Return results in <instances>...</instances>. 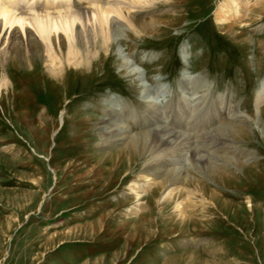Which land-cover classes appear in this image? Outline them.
I'll use <instances>...</instances> for the list:
<instances>
[{
    "label": "rangeland",
    "instance_id": "1",
    "mask_svg": "<svg viewBox=\"0 0 264 264\" xmlns=\"http://www.w3.org/2000/svg\"><path fill=\"white\" fill-rule=\"evenodd\" d=\"M224 2L131 11L157 20L156 31L134 35L117 20L123 33L87 69L68 66L55 77L21 55L0 66V79L6 72L10 80L0 90V264H264V102L255 106L264 93V0L259 18L219 29L213 17ZM119 51L160 88L158 115ZM115 105L127 129L121 145L99 131ZM154 118L189 148L155 154L146 136ZM135 138L144 150L136 143L124 154ZM185 150L203 154L199 166ZM146 174L161 185L136 199L129 187ZM173 183L197 191L163 199Z\"/></svg>",
    "mask_w": 264,
    "mask_h": 264
},
{
    "label": "bare ground",
    "instance_id": "2",
    "mask_svg": "<svg viewBox=\"0 0 264 264\" xmlns=\"http://www.w3.org/2000/svg\"><path fill=\"white\" fill-rule=\"evenodd\" d=\"M82 1L88 2L90 8L88 7L87 9L78 10L74 9L76 6L74 4L75 0H6L5 2L0 0V47H4L2 53L0 54V66L3 67L9 62L13 63V56L17 55L20 57L21 55V57H23L28 62V66H32L34 60L36 62L38 59L39 61L41 60L46 70L49 71L50 75H54L55 77L61 76L63 73L62 71L68 66L76 69H87L91 64V61L94 58L96 59L98 50L104 51L106 53L111 44L110 41L114 40L115 34H118L119 36L121 35V32L123 33V31L117 27L119 26L116 23L117 20H123L128 25L130 32H132L134 35H142V33L146 34L150 30L156 31L157 25H155V22L157 20L154 21L151 18L150 22H145L144 20L141 21L133 17L135 14H140V16H143L141 13L147 14V10L153 8L154 5H159V3L170 4V1L172 0H96V2L93 3H91L93 0H78V2ZM227 1L228 3L224 2L218 8L213 17L214 24L219 29L226 28V25L232 26V24H240L239 27L247 25L249 20L252 21L253 16L259 13L255 12V10L258 9V6L261 5L263 0ZM38 3H41L40 9L43 10L39 11L32 7L33 5L36 6ZM20 4L23 6H28V8L25 9L26 7L23 8L22 6H19ZM131 11L135 12H133L134 16H131ZM254 18L257 19L259 16H255ZM92 50H94V52ZM21 51L22 54H20ZM118 53L122 58L126 75L136 79L138 86L141 89V94H143L145 103H151L149 106L150 114L158 115L160 111L156 113V106L152 102H154L156 97L161 93L160 88L158 86L153 87L157 84L150 87L147 85L146 81H142L140 76V66L134 62V60L130 58L129 55L125 56L123 55V52L120 51ZM9 83L10 80L8 74L5 72V74H3L0 79V90L7 88ZM260 86L262 89L264 83ZM183 102V105H186V108L188 103L191 104L189 100ZM263 102L264 93L262 96L260 95L256 98L255 106L257 107ZM118 109L120 108L115 105L111 110L104 114L105 119L99 123V131H101V133L106 136V141L109 145H121L124 142L126 143V137L123 138V136L126 134L127 129H123L125 127H123V124H121L120 118L122 115ZM154 119L157 121L156 123L153 122L147 124L149 126L148 131L152 132H149V134L146 133V136H150V147L151 149H156L155 154L167 151L166 149L168 147L172 152L174 151L175 153H178L181 152L180 149H184V146L189 144L188 139L180 137L181 135L177 137L172 135L171 132H166L168 129L164 130L163 126L158 123V119ZM146 136L143 137L146 138ZM138 138H135L136 140L130 139L128 144L122 146L123 151L125 150L124 154L125 152L131 153L132 151H135L137 145L136 143L139 144L140 148L147 143L145 142L144 144L143 140L145 138L143 139L141 137L143 140ZM176 142H178V144ZM179 146L182 147L179 148ZM188 148L189 147L186 146L185 149ZM213 152L215 153L216 151ZM215 155L216 153L214 156ZM192 157L197 159L192 160L193 163L196 165L198 164L199 166L203 159V154L191 151L189 156V150H185L184 158H190L191 161ZM216 158H213V160H216ZM167 161H171L170 157ZM157 164L158 166L163 165L160 163ZM207 165H209V163ZM148 174L141 177L144 181L143 184H132L129 187V191L134 194L136 199H140L142 196H144L146 191L151 187L157 186L159 184L161 185L159 182L161 180L158 181L157 178L154 180L153 178H150ZM168 177H171V175H168ZM168 185L170 187L167 193L165 192L166 194L164 197L162 195L163 199H170L175 193L182 192L187 197L185 199L188 200L190 197L192 198L194 193L197 191V188H194L195 190H189L187 189L186 185L183 186L179 183ZM182 206L183 203L180 201V203H178L176 206L177 210L182 212L184 209L181 208ZM140 211H142V207L140 204H137L129 212L132 215H137Z\"/></svg>",
    "mask_w": 264,
    "mask_h": 264
}]
</instances>
